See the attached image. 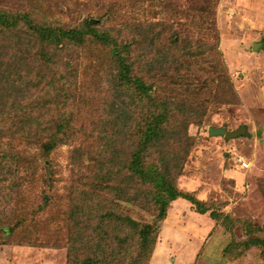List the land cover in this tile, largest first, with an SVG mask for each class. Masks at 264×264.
Instances as JSON below:
<instances>
[{"label":"rangeland","instance_id":"1","mask_svg":"<svg viewBox=\"0 0 264 264\" xmlns=\"http://www.w3.org/2000/svg\"><path fill=\"white\" fill-rule=\"evenodd\" d=\"M0 9L25 12L37 22L64 27L79 26L86 18L94 28L127 44L130 58L138 61L158 58L160 46L170 38L190 40L192 45H214L216 52H205L179 72L192 90L199 89L207 75H213L214 82L218 80L221 66L212 67L210 61L219 57L236 99L228 102L214 97L213 86L190 98L199 104L195 114L202 111V118L199 125L188 124L192 145L175 185L211 204L220 218L213 220L209 211L195 212L186 199L172 201L165 218L157 221L158 236L147 264H264V243L241 253L227 250L233 240L255 236L264 241V0H0ZM3 44L8 46L0 50L4 60L20 48ZM19 53L22 60L18 58L13 67L0 70L2 76L10 73L16 81L19 75L35 77L45 71L32 53ZM59 62L66 76L64 85L74 96L68 105L73 107L71 124L77 132L72 142L55 146L47 159L38 156L37 144L2 137L8 142L6 148L37 155L39 171L44 170L45 161L49 163L53 181L50 187L39 181L22 187L27 204L33 208L42 205L43 209L34 213L31 223L18 225L11 234L0 232V264H66V248L57 243L62 235L57 221L66 216L71 189L91 180V167L103 158L95 144L101 142L104 121L116 108L126 110L111 95L115 68L108 46L87 41L81 48L65 50ZM154 72L149 68L142 75L154 81ZM173 72L167 70V80ZM39 86L23 94L36 96L39 90H34ZM6 96L1 98L8 101ZM22 99L24 104V96ZM209 126L227 130L245 126L246 130L224 138L208 135ZM242 160L247 167L240 166ZM23 172L21 169L20 174ZM43 193L50 195L47 205L43 204ZM123 210L134 219L154 221L152 214L138 207L124 204ZM237 220H247L259 228L247 232ZM233 221L237 226L230 230L228 225Z\"/></svg>","mask_w":264,"mask_h":264},{"label":"trees","instance_id":"2","mask_svg":"<svg viewBox=\"0 0 264 264\" xmlns=\"http://www.w3.org/2000/svg\"><path fill=\"white\" fill-rule=\"evenodd\" d=\"M0 37V50L8 47L3 43L24 48L12 52L8 59L1 58L0 70L13 67L18 58L22 60L19 52L32 53L45 69L35 77L29 73L19 75L16 81L11 80L10 73H6V78L0 73V232L11 234L18 225L31 223L34 213L43 209L42 205L33 208L27 204L28 196L22 187L38 181L50 187L53 180L49 163L45 161L44 170L39 171L37 158L47 159L55 146L72 142L76 135L77 130L71 124L73 107L68 105L74 96L64 85L66 76L58 65L61 53L81 48L87 41L108 46L115 68L110 72H113L111 95L126 110L116 108L104 121L101 142L98 145L97 140L95 144V150L99 149L103 158L91 167V180L71 189L66 216L57 221L62 234L57 243L66 248V264H147L158 236L157 221L165 218L171 202L177 199L189 201L197 213L209 211L213 220L220 218L211 204L175 185L192 145L188 124L199 125L202 118V111L195 114L199 104L190 98L196 94L199 97L202 89L211 90L213 86L214 97L228 102L236 99L219 57L210 61L212 67L221 66L218 80L214 82L213 75H207L199 89L192 90L179 72L180 68L195 64L196 58L205 52H216L214 45L204 42L192 45L190 40L170 38L160 46L158 58L135 59L136 64L130 58L127 44L115 40L107 31L94 28L86 18L79 26L64 27L37 22L25 12L2 9ZM149 68L155 71L157 80L147 81L142 75ZM169 69L174 70L171 80H167ZM34 85L39 86L34 90H39L38 95L23 94ZM3 94L7 95L5 99L9 97L8 101L1 98ZM23 96L24 104L20 103ZM4 136L11 141L20 138L26 144H37L38 156L6 148ZM21 169L24 172L20 174ZM49 196L43 193V204L47 205ZM124 204L152 214L154 221L134 219L124 212ZM237 221L247 232L259 228L247 220ZM235 226V221L228 225L230 230ZM260 243L264 241L250 236L243 241L233 240L227 250L241 253Z\"/></svg>","mask_w":264,"mask_h":264},{"label":"water","instance_id":"3","mask_svg":"<svg viewBox=\"0 0 264 264\" xmlns=\"http://www.w3.org/2000/svg\"><path fill=\"white\" fill-rule=\"evenodd\" d=\"M257 45V43H254L253 48H256ZM245 130V126L238 127L234 130H227L223 126H209L207 129V133L211 136L222 135L224 136V138H232L244 134Z\"/></svg>","mask_w":264,"mask_h":264},{"label":"built area","instance_id":"4","mask_svg":"<svg viewBox=\"0 0 264 264\" xmlns=\"http://www.w3.org/2000/svg\"><path fill=\"white\" fill-rule=\"evenodd\" d=\"M240 166H241V167H247L248 164H247L246 161L242 160V161L240 162Z\"/></svg>","mask_w":264,"mask_h":264}]
</instances>
